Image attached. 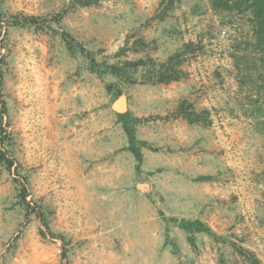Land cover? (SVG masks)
<instances>
[{"label":"rangeland","instance_id":"obj_1","mask_svg":"<svg viewBox=\"0 0 264 264\" xmlns=\"http://www.w3.org/2000/svg\"><path fill=\"white\" fill-rule=\"evenodd\" d=\"M68 1L0 0V150L13 160L0 164V264H249L238 248L264 264V52L248 14L211 0ZM13 14L58 31L56 17L108 63L160 62L195 44L180 80L120 84L123 112L140 118L136 137L148 144L141 161L125 149L105 89L113 78L52 30L12 25ZM183 99L211 123L175 117ZM171 217L199 219L217 237L189 243Z\"/></svg>","mask_w":264,"mask_h":264},{"label":"trees","instance_id":"obj_2","mask_svg":"<svg viewBox=\"0 0 264 264\" xmlns=\"http://www.w3.org/2000/svg\"><path fill=\"white\" fill-rule=\"evenodd\" d=\"M98 0H69L68 8H76L82 6L96 5ZM213 9L219 10H235L246 12L248 18L251 21L252 32L254 35V47L256 50L264 52V0H211ZM0 12V37L2 36L1 21L3 16ZM61 14L57 16L60 17ZM51 19L41 20V18L32 15L13 14L10 15V22L12 25L19 27L33 26L37 30H44L48 28L56 33L62 39L65 49L71 55L81 54L88 62V68L99 77L110 76L113 80L105 83V89L108 93H113L116 98L121 95L120 84H135V83H148L159 84L169 83L172 81H178L185 74L181 68L186 58L196 53V46L192 41L185 42L182 46L170 54L165 60L157 62L151 57L137 58L134 60L125 59L118 63H108L104 60L97 61L92 51L86 49L75 37H73L68 31L63 29L60 25L59 19L54 18L56 23L60 26L59 30L52 28L50 25ZM141 45L145 46V43L141 41ZM1 47V46H0ZM126 52L125 47H121L117 54L122 55ZM245 56V55H244ZM3 61V55L0 53V64ZM142 68V78L138 82L133 77L132 72ZM1 69H0V89H1ZM6 109L4 102L0 100V120L5 114ZM209 111L207 109L197 110L191 102L187 99H183L178 103L176 108L175 117L184 119L189 124H199L207 126L211 123V119L208 117ZM118 122L126 135L127 144L125 149L129 151L137 162L141 161L142 152L141 148L148 146L147 142L140 140L136 137V125L140 121V118L133 116L129 111L122 113H116ZM4 132L3 129L0 130ZM0 143L4 142V137L0 136ZM0 164H2L8 170L13 166V160L7 156L4 151L0 150ZM210 175H201L198 180H210ZM26 178L24 179V182ZM19 197L22 202L29 206L26 202V188L24 184L20 185ZM170 221L174 222L180 229L186 233V239L189 243H194V237L197 233H204L213 238H216V234L208 227L204 222L199 219L171 217ZM46 225L45 221H42ZM239 254L245 256L249 264H261L259 259L255 257L253 253L246 251L245 249L238 248Z\"/></svg>","mask_w":264,"mask_h":264},{"label":"water","instance_id":"obj_3","mask_svg":"<svg viewBox=\"0 0 264 264\" xmlns=\"http://www.w3.org/2000/svg\"><path fill=\"white\" fill-rule=\"evenodd\" d=\"M112 108L118 113L123 112L125 110V97L122 95L117 97V99L112 104Z\"/></svg>","mask_w":264,"mask_h":264}]
</instances>
